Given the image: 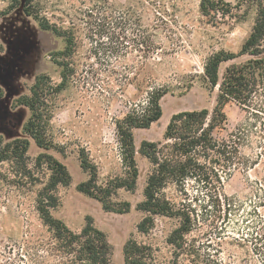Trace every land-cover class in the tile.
Returning <instances> with one entry per match:
<instances>
[{"label": "rangeland", "instance_id": "obj_1", "mask_svg": "<svg viewBox=\"0 0 264 264\" xmlns=\"http://www.w3.org/2000/svg\"><path fill=\"white\" fill-rule=\"evenodd\" d=\"M201 1L32 0L28 16L26 0H0V62L15 66L12 90L28 95L38 75L48 77L51 94L41 112L49 111L50 121L44 136L53 149L48 153L71 175L70 185H59L54 192L58 207L52 214L77 234L91 216L107 235L114 264L122 262L126 242L147 248L146 264H264V98L251 109L236 103L225 107L227 130L216 137L239 135L241 155L233 170L223 163L220 183L188 180L185 188L172 185L165 190L166 197L185 206L194 219L182 246L169 242L178 219L157 216L148 233L138 230L145 214L137 205L144 200L152 169L140 153L136 189L118 190L109 200L114 211L124 214L105 211L101 202L77 188L90 180L83 168L86 157L97 168L98 186L111 188L130 179L118 123L129 115L148 114L152 97L166 94L164 120L134 132L137 149L144 140L161 141L175 113L214 108L216 97L204 67L220 51L241 50L258 6L257 0H224L231 16L207 17ZM16 2L19 8H14ZM41 22L75 33L77 44L66 59L67 68L58 64L64 61L60 53L65 41L44 30ZM229 65L224 64V70ZM0 101V136L8 142H30L24 170L11 161L0 163V264H76L38 210L53 171L45 159H38L46 151L23 132L30 109Z\"/></svg>", "mask_w": 264, "mask_h": 264}, {"label": "trees", "instance_id": "obj_2", "mask_svg": "<svg viewBox=\"0 0 264 264\" xmlns=\"http://www.w3.org/2000/svg\"><path fill=\"white\" fill-rule=\"evenodd\" d=\"M32 0H26L24 12L30 16L27 6ZM14 8L21 6L16 2ZM258 16L252 32L238 53L220 51L211 56L204 67V75L211 86L212 93L217 89L216 104L212 110L182 112L174 115L164 133L162 141H143L137 149L134 132L137 129H150L163 116L160 105L161 99L166 95H156L149 101L151 109L143 117L127 116L118 123V132L129 162L131 177L127 181L119 180L113 183L114 187H101L97 185V168L89 162L83 161V168L90 173L88 182L80 183L77 188L92 199L102 203L105 211L124 214L114 211L110 205L112 195L121 189L134 191L138 184L140 171L137 168L136 156L140 153L150 162L152 169L148 175L144 188V200L137 205V209L145 214L138 225V230L146 234L154 226L157 216L178 219L179 227L172 233L169 242L174 246H182L186 238L194 229L192 213L178 207L165 195L169 186L185 188L188 180L209 184L214 179L220 183L221 168L227 162L228 170L238 166L236 162L241 155V138L237 134H229V139H219L216 133L226 131L227 116L224 112L229 103H236L243 108H252L264 98V1L257 0ZM201 10L207 17L221 15L231 16V8L224 0H202ZM8 14V13H6ZM4 14V15H6ZM2 15H0L1 17ZM44 30L52 31L61 37L65 43V50L60 53L64 61H58L60 66L68 67L69 58L76 48L77 37L73 30H62L58 26L42 23ZM1 51V50H0ZM232 62L225 68L222 77L220 70L225 63ZM65 79L64 73H62ZM48 77L38 75L32 85L30 94L15 100L13 106H26L30 109L31 116L24 125L23 132L30 136L36 145L46 151L39 160L45 159L48 167L53 171L51 184L40 195L38 210L45 223L55 233L56 240L73 254L76 264H114L112 260V246L107 235L95 227L91 216L86 217L87 226L77 234L63 221L56 219L52 209L58 207V198L54 192L59 185L69 186L71 175L66 166L48 152L53 151L47 142L44 132L49 119V111L41 112L47 107ZM5 91L0 87V98ZM16 104V105H15ZM29 140L16 139L6 141L0 136V163L11 161L18 166L25 163L28 152ZM227 167V168H228ZM25 169L23 165L22 170ZM0 177H2L0 173ZM229 201V200H228ZM228 202V211L232 207ZM127 208L131 206L126 205ZM147 248L136 243L126 242L123 247L125 264H146Z\"/></svg>", "mask_w": 264, "mask_h": 264}, {"label": "water", "instance_id": "obj_3", "mask_svg": "<svg viewBox=\"0 0 264 264\" xmlns=\"http://www.w3.org/2000/svg\"><path fill=\"white\" fill-rule=\"evenodd\" d=\"M232 62H229V63H225V64H231ZM224 65H222V67H221V70H220V76L222 77V75H223V72H224V67H223ZM15 66H14V64L13 63H4V62H0V87L5 91V95L2 97V98H0V100H3L4 102H6V104L7 103H10V102H12V107H13V104H14V102H15V99H18V98H20V97H22V96H24V95H21V94H15V92L12 90V88H11V84H13V81H14V76H13V72H15V68H14ZM37 78V77H36ZM36 78H35V81H36ZM35 81H34V83H35ZM33 83V84H34ZM215 93V97H216V94H217V89H216V91L214 92ZM166 96V95H165ZM164 96V97H165ZM5 97V98H4ZM164 97L161 99V101H160V105H161V108H162V101H163V99H164ZM9 101V102H8ZM0 104H1V101H0ZM26 107V106H25ZM28 108V107H27ZM203 109H205V108H203ZM162 110H163V108H162ZM200 110H202V109H198V110H189V111H187V110H185V111H180V112H177V113H175L174 115H176V114H179V113H182V112H190V111H200ZM5 111H8V108L5 106ZM4 111V112H5ZM8 113V112H7ZM12 115V114H11ZM173 115V116H174ZM172 116V117H173ZM171 117V118H172ZM163 120H164V113H163V116H162V118L157 122V123H155V124H157V125H161L162 124V122H163ZM170 121H171V119L169 120V122L166 124V128H165V131H166V129H167V127H168V125H169V123H170ZM19 124H21L20 123V121H19ZM154 124V125H155ZM23 128H24V126H23ZM137 130H148V129H137ZM136 131V130H135ZM165 133V132H164ZM28 137H30V136H28ZM163 137H164V135H163ZM163 140V139H162ZM161 140V141H162ZM144 141H149V142H156V141H150V140H144ZM143 142V141H142ZM141 142V143H142ZM159 142V141H158ZM137 147V146H136ZM138 148V147H137ZM141 176V175H140ZM140 176H139V178H140ZM124 247V246H123ZM121 251H122V248H121ZM120 264H125V262H124V257L122 258V262L120 263Z\"/></svg>", "mask_w": 264, "mask_h": 264}]
</instances>
